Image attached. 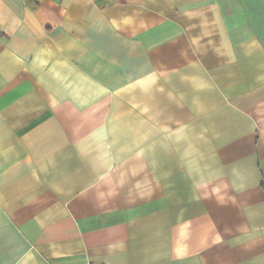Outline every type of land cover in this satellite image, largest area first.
Returning a JSON list of instances; mask_svg holds the SVG:
<instances>
[{
  "label": "crops",
  "instance_id": "obj_1",
  "mask_svg": "<svg viewBox=\"0 0 264 264\" xmlns=\"http://www.w3.org/2000/svg\"><path fill=\"white\" fill-rule=\"evenodd\" d=\"M264 264V0H0V264Z\"/></svg>",
  "mask_w": 264,
  "mask_h": 264
},
{
  "label": "built area",
  "instance_id": "obj_2",
  "mask_svg": "<svg viewBox=\"0 0 264 264\" xmlns=\"http://www.w3.org/2000/svg\"><path fill=\"white\" fill-rule=\"evenodd\" d=\"M87 264H93L92 262H88Z\"/></svg>",
  "mask_w": 264,
  "mask_h": 264
}]
</instances>
